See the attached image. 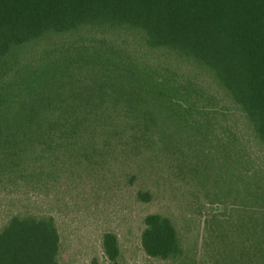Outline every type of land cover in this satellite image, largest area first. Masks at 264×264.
I'll return each instance as SVG.
<instances>
[{
	"label": "trees",
	"instance_id": "16d2710c",
	"mask_svg": "<svg viewBox=\"0 0 264 264\" xmlns=\"http://www.w3.org/2000/svg\"><path fill=\"white\" fill-rule=\"evenodd\" d=\"M124 143L192 153L225 209L199 257L171 217L147 214V255L264 264V0H0V190L48 196ZM102 247L118 264V235ZM60 254L53 214L0 228V264Z\"/></svg>",
	"mask_w": 264,
	"mask_h": 264
},
{
	"label": "rangeland",
	"instance_id": "374dc122",
	"mask_svg": "<svg viewBox=\"0 0 264 264\" xmlns=\"http://www.w3.org/2000/svg\"><path fill=\"white\" fill-rule=\"evenodd\" d=\"M124 145L99 170L91 174L80 168L82 181L63 184L48 196L0 190V228L16 213L53 214L61 234V264H111L102 247L108 231L118 235V264H175L143 250L144 217L157 212L173 219L188 254L199 257L210 238V218L225 211L208 193L215 181L189 165L196 161L192 153L165 152L160 144L141 150ZM140 191L150 199L141 198Z\"/></svg>",
	"mask_w": 264,
	"mask_h": 264
}]
</instances>
